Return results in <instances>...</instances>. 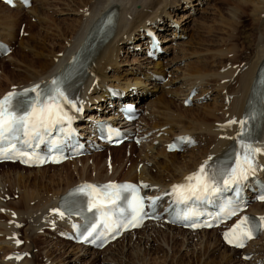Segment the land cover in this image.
I'll list each match as a JSON object with an SVG mask.
<instances>
[{"label":"bare ground","instance_id":"1","mask_svg":"<svg viewBox=\"0 0 264 264\" xmlns=\"http://www.w3.org/2000/svg\"><path fill=\"white\" fill-rule=\"evenodd\" d=\"M64 1L65 0H60V13H63L64 11H72L70 9H63L67 6L64 4ZM184 1L189 2L191 4L190 7H199L200 5L199 2L193 3L192 0H96L94 3L92 0H80L75 2V4L78 8H82V15L84 12H86L83 10L84 7L88 6V16L86 18L81 16L79 21L77 20V22H75L76 24L71 23L67 24L66 28H60L55 22L56 20L54 21L52 17L44 14L43 9L45 6V1L33 0L34 5L32 4L26 13L28 12L32 18H35L40 23V27H42V29L45 31V34L49 33V36L52 38L58 37L67 41L66 44H69V48L64 55L61 54L60 58H56L55 54L59 53L61 49L55 52L53 46L51 49L47 50L45 48V41L47 42L46 38L42 37L41 34L35 33L33 31L34 27L30 24H27L26 29L24 28L23 35L26 34L28 36V40H22V38L19 44L22 47H28L30 50H34L35 53L31 54L35 56L33 57L35 59L30 60L28 59L27 55L20 52L17 53L20 58V65H22L19 68L23 67L32 71L35 70L36 75L30 76L27 73L28 75H19L18 77L16 74H12L4 69L2 71L4 74L2 77H0V97L9 91L11 87L17 86L20 88L29 84L41 82L43 80H49L61 69L62 66H64L70 60L73 53L78 49L85 39L87 33L89 32V28L94 23V21L111 7V9L117 10V21L115 23V27L112 31V35L102 44V46L92 58L88 73L82 80V85L84 86L79 90L77 99L83 100L86 104L96 100L98 102L96 109L100 110V116L112 117V115H109L111 110L104 107V104L106 103L105 96L109 94L105 87L114 88L115 90L126 94L125 98L128 100L127 102H137L138 109L144 111L145 116L139 125L140 129L144 133H148L151 130H156L159 132L163 131L164 128H167L164 130V132L166 135L170 133L169 136H174L177 134H190L196 136V138L199 140V146L198 148L189 150L185 155L182 154L181 156H178L176 153H166L165 147H162L163 145H158L156 147L152 146V143H149L148 145H139L141 147L145 146V150L142 151V154H144V157L146 158L138 162V164H141L139 172H136V168L138 167L137 164L132 167L133 159H131L128 161L129 163L127 168L121 171V175L123 177L120 180L114 179L112 174L117 168H121V164L123 163L122 155L117 156L116 154L110 163H108L107 160L106 162L104 160V170L98 165V154L88 158L74 160L73 162L69 163L73 164L74 166L80 164L81 170L80 172L77 171V175L79 172V179L77 181H72V178L69 176L70 173L67 174L65 172L67 175L65 176V180L63 182L67 184H65V187L61 189L58 187L57 190L54 189L53 186L55 184L54 179L57 177V175L51 176V178L48 180L45 179L46 183H42L40 180L41 185H39L37 182L31 183L28 180V177L23 175V173H20V171L25 172L27 170L30 175L33 172L37 174L45 172L46 170L57 169L58 167L56 166H48L42 169H26L21 168L16 164H1L0 168L3 169L13 168V166L18 168V172L11 173V179L9 178L6 182L9 186L17 185L19 190L22 189V191L20 201H7L6 197H11L13 195L6 194L4 189L5 187L0 185V215L7 217L3 223L1 220L2 217H0V237H2V239H0V251L3 252L2 256H0V264H35L37 254L34 252L36 247L34 246L32 239L34 237L37 238V233L39 230H41V232L46 235V231L52 228V226H58V229H60L62 223L58 221L57 214L51 213V209L57 208L60 196L74 185L84 181L106 182L140 180L149 183L151 186L158 188L160 191H163L165 189H170L173 184L182 182L185 176L195 172L201 163L209 156H211L214 160L220 156H223L224 152L230 148L231 143L234 141L233 138L235 137L237 127L239 126L238 122L242 119L245 111H247V102L252 94L254 79L257 75V71L260 65L264 63V19H261L263 16L260 17L261 14H264V0H233V3L231 2L232 0H222L223 5L232 6V8L229 10L231 15L230 17L232 18L230 19L228 16V19L227 15L221 14L220 19H222L223 26L219 29L220 31L217 29L218 27H208L205 24H201L196 29L197 33L204 32L210 35L216 34V32L221 33L220 37L225 43L226 49H220L211 52L209 51V53L211 58L214 57L217 61H219L220 65L222 64V68L220 67L222 70L212 74H200L202 70H205L204 63L206 62L202 64L204 67L201 68V70L200 68L198 70L199 66L196 67L194 64L197 70L195 69L190 71V74L187 73V75H181V77L184 79L183 83L181 84H183V87L186 89L185 92L182 91L181 88V90L178 88L180 91L177 92L176 90L174 97L177 98L180 96V94L185 97L188 91L194 87H196V90L199 88L197 91L200 92L199 96H201L202 94H206L208 92V83L213 82L215 87L218 89V93L222 94L221 101L223 106L221 109L226 107V111L222 112V114L220 113L221 115L217 114L218 108L216 106L210 107L207 105L203 106L199 111L197 110L195 114H191L189 117L190 120H188L186 123L185 120L180 116L176 114L173 115L171 113V107H173V103L171 100L166 99L168 94L173 95V91L169 90L164 92L163 90L164 87L172 83L173 80H168L167 83H162L161 85H157L156 83L152 84V92L144 91L141 88L129 90L128 88L119 86L120 83L119 85H107L106 82V80L111 77L108 76L110 72H108L109 70L107 67H109L111 70V68H117L118 66L116 57L120 52L121 46L126 43L130 44V48L137 46L135 45L134 41L140 44L144 39V30L146 28H152L153 26L154 29L157 28L159 31H161L160 29H163V27L166 26V22L163 21L164 19H160L162 18V15H178V13L175 11L179 8V4L181 3L182 5ZM38 2H40V6L36 7ZM137 7H140V9H137ZM249 8L252 9V16L255 14V19L252 20L251 25L253 29L250 27V30L253 31V33L251 32L250 34L251 44L250 46L246 47L242 43L239 48L233 44L236 41V39L233 38L234 36H238V29L240 26L242 27V25H240L239 16L247 14L243 10ZM22 11L23 10L19 8L16 10L9 9L0 3V32L2 34H7L6 40H9V42L15 38L16 34H18V29L20 27L17 29V31H15V28L20 23L22 17L20 13ZM54 12L56 13V11ZM189 13L190 12L180 14L182 22H187L191 18ZM218 13L220 14V12ZM223 16H225V18ZM182 22L180 23L182 24ZM52 23H54L55 27L50 29ZM25 24L26 23H24V25ZM4 30H8V32H4ZM166 30L168 31V29ZM178 31H181L180 27H173V30L171 31L172 33L170 35L173 34L172 37L174 36V39L182 37L183 34L180 35V32L178 33ZM55 34H58V36ZM69 36H71V38H69ZM214 37H216V35H214ZM162 38H164L162 39V42H165L169 39V37L163 36ZM215 39H217V37ZM211 44H213V42ZM138 47L139 46L136 48ZM168 48L170 47H167L166 49ZM46 50L48 53L45 52ZM244 51H249V53L253 56V61L248 60L247 58L240 59V54ZM12 53L9 57H7V61L12 60ZM49 53L50 55H48ZM112 54H114V56H112ZM48 57H51L50 60ZM142 59L146 58L143 57ZM195 61L198 62V60ZM223 62H226V64L223 65ZM99 67H101V69H99ZM149 68H151L153 71L143 73L144 77L147 79H150L153 73L164 77L166 74L172 72H166V70L168 71L169 68H167V64L163 65L160 60L155 62L152 67L149 66ZM224 71L227 72L224 73ZM9 79L16 81V83L14 82L12 84H8L7 81ZM115 79L116 78L114 77V80ZM223 80H226L225 82L227 83H223ZM204 81L206 82L204 83ZM3 82L6 83L5 86L2 85ZM143 83L146 84V82ZM158 94L160 95L157 96ZM145 98L150 99L148 101ZM182 102L183 100L181 99V105L183 104ZM111 103L115 105L116 101H112ZM224 104L226 105L225 107ZM181 107H183V105ZM150 110L152 111L150 112ZM262 110L264 111V107ZM177 111L179 110L177 109ZM183 111L187 112V110ZM105 113H107V115ZM153 115H156L157 119L153 122H150L149 118L151 116L153 117ZM91 117L93 118V114ZM114 118L116 119V117ZM231 120H236L237 123L232 124L230 127H224ZM215 122L217 123L215 124ZM84 124L88 125V123ZM255 141L262 142L264 145V118L255 137ZM159 143L164 144L161 141ZM124 144L125 143H122L119 148H113L110 150L117 151L121 149ZM129 145L131 146L132 144ZM195 152H197V154ZM157 156H161V158L164 160L159 162L155 161ZM90 160L92 161L91 169H93V178H87L89 175L87 174L88 169L86 168L89 166L86 164L90 162ZM150 161L154 162L153 167L147 166ZM59 166V169L64 168V164ZM106 166L109 167L107 170L108 176L104 174L106 172L105 169H107ZM258 168L259 172L261 171L260 173L263 174L264 155H259L258 157ZM112 170L114 172H112ZM163 173H165V176H162ZM24 180L27 181L25 182ZM57 183L55 185H57ZM29 186H31L32 189H30ZM49 193L51 195H49L48 201L45 199L46 203H44L45 201L42 197L48 196ZM32 201H35V203ZM250 212L252 214L258 215L259 217H264V203L252 205L250 207ZM18 223H22L23 227L27 226L23 232V238H21V235L18 234L20 232V228L17 226ZM217 231L218 230L212 229L210 231L190 233L175 227L165 226L158 223H150L146 224L141 230L128 233L127 235H124L120 238L123 243L126 240H129V242L126 244V248L124 246H122V249L118 248L117 246L120 239H117L113 244H109L103 251L96 252L83 250L79 246H70L65 242H63L64 245L62 244L61 248H57L60 246L62 241H60L55 236L54 238L45 241V245L42 250L46 251L44 253V259L46 261L43 264H56L54 261H56L57 258L55 259V257L58 256V253L60 254L58 257L59 260L57 261L59 264H76L86 257H90V262H88V264H97V261H100L101 264H115L119 261L118 259L122 260L125 257V253L129 250L130 254L134 256V262H132V264H264V245L261 246L259 244L260 239L250 243L248 247L239 254V252L236 250L229 249L222 244ZM54 235H56L55 231ZM7 237H12V239L20 240L21 242L23 240V242L19 247H17L12 243V241L7 239ZM149 241H151L152 248L149 254H147V250L145 251V249L147 245H150ZM141 244L143 245L144 251H142ZM70 247L75 248V250H71ZM176 247L179 248V251ZM13 250L25 252L29 256L26 255V257L20 261L17 259L6 260V255ZM217 251H221L219 254L217 253L218 258L215 257ZM61 252H63V254ZM246 252L253 254L249 261L242 259V255L246 254ZM52 254L54 255L52 256ZM185 259L188 260L186 263H184Z\"/></svg>","mask_w":264,"mask_h":264},{"label":"snow or ice","instance_id":"2","mask_svg":"<svg viewBox=\"0 0 264 264\" xmlns=\"http://www.w3.org/2000/svg\"><path fill=\"white\" fill-rule=\"evenodd\" d=\"M64 84L65 81L58 77L45 87L35 84L22 92L13 89L0 98V160L19 159L21 163L43 164L49 161L58 163L64 158L42 156L36 151L46 142L51 144L50 151H58L59 142L48 141V137L53 129L63 130L65 126L68 128L66 135L71 136L73 116L69 112L82 111L78 102L67 95ZM66 105L68 107H65ZM252 119L253 116H248L238 122L240 130L233 138L238 148L232 154V163L217 167L212 162L213 158L209 156L195 172L185 176L182 182L173 184L171 189L163 194L172 198V204L184 206L183 211L177 214V219L184 221L185 226L194 229L212 227L213 221L223 222L243 211L244 185L257 173L256 157L264 155V148L256 145L252 131L248 127ZM236 123V120H231L224 127ZM185 142L190 144L192 141L188 138H180L177 144ZM177 144L169 145V150H178ZM142 188L147 189L149 186L143 183L139 186L113 183L84 184L70 193V195L79 193L84 196L87 211H95L99 214V219L85 227L81 239L84 242H104L109 237L114 239L122 229L139 227L145 218H155L159 201L163 197L141 195ZM225 192L234 193V196L221 200L219 211L213 215L212 221L195 222L200 215H203L200 206L220 200ZM259 199L264 201V194H261ZM121 200L125 201V204L117 209V202ZM51 213L61 218L66 214L61 208L51 209ZM258 223L259 227H264V217H259ZM257 227L255 218L242 216L231 229L224 232V240L235 248H243L247 240L254 237Z\"/></svg>","mask_w":264,"mask_h":264},{"label":"rangeland","instance_id":"3","mask_svg":"<svg viewBox=\"0 0 264 264\" xmlns=\"http://www.w3.org/2000/svg\"><path fill=\"white\" fill-rule=\"evenodd\" d=\"M44 1H45V6H44V9H43L44 14H46L47 16L52 17V19L54 21L56 20L55 22L57 23L58 27H60V28H66L67 24H71V23L76 24L75 22H77V20L79 21V19H80L81 16H83V18H86L88 16L87 15L88 14L87 11H88V8H89L88 6L84 7L83 10H85L86 12H84L83 15L81 13L82 8H80V7L78 8L76 6L75 2H78L80 0H73L74 2L72 0H67V1L65 0L64 1V4L67 5L66 6L67 8L64 7L63 9H70L72 11H64L63 13H60V0H44ZM92 1L94 3L96 0H92ZM192 2L193 3L194 2H199V4H200L199 7L198 6L197 7H190L191 4L189 2H187V1H184L183 2L184 4L182 3V5H181V3H180L179 4V8L175 11V12L178 13V15L177 14L176 15L175 14H164V15H162V18H160L162 20L164 19L163 21L166 22V26L163 27L164 32H167L166 29H168V31H172L173 30V27H176V25L174 26V24H177L178 27H180V29H181V31H178V33L180 32L179 33L180 35L183 34V36H185L183 39H177L178 41L176 39H174V36H173L172 39L169 38L167 41L163 42V43L166 44V48L167 47H170L168 49H173V50H169L168 53L165 55V58L164 59H163V57H161L159 59L163 65H166L167 64V68H169V69H168V71L166 70V72L172 71L171 73H169L170 75H168L166 77L167 78L166 80H169V81L170 80H173L172 83L168 84V86L169 85L171 86V89L170 90L173 91V95L172 94H168L166 96V99L167 100H171L172 103H173V107H171V113L173 115L176 114V115L180 116L181 118H183L185 120V123L188 120H190L189 117H190L191 114H195L197 110L199 111L203 106H206V105L207 106H210V107L216 106L218 108L217 114H219V115H221L222 112H225L226 111V107H225L226 105L225 104H224V107L225 108L224 109H221V107L223 106L222 101H221L222 94H219L218 93V89L215 87L214 83L211 82V81H210L211 83H208L209 85H207V87L209 88L208 92L206 94H202L201 95V96H203V99H204V97L206 98V96L208 94H210V96L208 95V99L206 101H204L202 103H199V104H196V105H194L192 107H188V108L181 107L182 106L181 105V99L184 102V97L180 94V96H178L176 98V97H174V94H175L176 90H177V92H179L181 89L184 92L186 90L183 87V84H181L184 81L183 77H181L182 74H185V75H187V73L190 74L189 72L190 71H193L195 69L197 70L196 67H198V66H199L198 67V70H199V68L201 70V68H203L205 66V68H204L205 70H202L203 72L201 71L200 74L201 73L212 74L214 72H217V71L219 72L220 70H222L221 69L222 68L221 67L222 64L220 65L219 64V61H217L214 57L211 58L210 57V53H209V51L211 52V51H215V50H220V49L221 50H223V49L225 50L226 49V45L221 40V37H220V34L221 33L216 32V34H212V35L206 34L204 32L203 33H201V32H198L197 33L196 32L197 31L196 29L201 24L202 25L205 24L208 27H215V28L218 27L217 29L219 30L223 26L222 25L223 24L222 19H220L221 18L220 17L221 14L227 15V18H228V16H229L230 19L232 18V17H230L231 15H230V11H229L232 8V6H230V5H228V6L223 5L222 4V0H198V1L192 0ZM231 2L233 3V0ZM39 4H40V2L37 3L36 7L37 6H40ZM138 8L140 9V7H137V9ZM226 9H228V10H226ZM54 11H56V13ZM221 11H222V13H221ZM243 11L245 13H247V14H243V15H240L239 16L240 25H242V27L240 26L239 29H238V31H239L238 32V36H234L233 35L234 36L233 39H236V41L233 44L235 46L239 47V48H240V45L242 43L246 47L247 46H250V44H251L250 34H251V32L253 33V31L250 30V27L252 25V20L255 19V14L252 16V12H251L252 9L251 8L245 9ZM186 12H190L189 14L191 15V18H190L191 20L189 19L187 22H184V21L182 22L181 21V17H180L181 15L180 14H184ZM218 12H220V14ZM240 13H243V12H240ZM20 14H21L22 17H21L20 23L15 28V31H17V29L19 27L20 28L18 29V34H16L17 36L15 35V38L13 39V40H16V42L18 44L16 43L17 44L16 45V48H15L14 52L12 53V57H13L12 60H8V61L7 60L6 61L5 60H2V61L0 60V77L3 76L4 73L2 71L4 69L6 71H9L12 74H16L18 77H19V75L20 76H22V75H28V74L30 76L36 75L35 70L32 71V70H29V69H25L23 67L22 68H19L22 65H20V58L17 55V53L20 52L22 54L27 55L28 59H30V60L31 59L32 60L35 59V58H33L35 56L31 54V53H35L34 50H30V48H28V47L27 48L26 47H22L19 44L20 43V40L22 38H23L22 40H28V36L26 34L23 35L22 37H20V29L22 30L23 27L26 29V25L27 24H30V25H32L34 27V30L33 31L35 33L41 34L42 37L46 38L47 42L45 41V48L47 50L51 49L53 46H54V49H55L54 51L55 52H57L58 50L61 49L59 53H56L55 54L56 58H60V55L61 54L64 55L66 53L67 49L69 48L68 47L69 44H66L67 41H65V40H63L61 38H58V37L57 38H54V37L52 38L51 36H49V33L45 34L44 33L45 31L42 29V27H40V23L35 18H32V16L28 12L26 13V11L25 12L22 11ZM249 16H252V17H249ZM223 17L225 18V16H223ZM260 17H262L261 19H264V14H261ZM172 18H173V21H172ZM168 20L169 21L171 20V23ZM220 20H221V22H220ZM180 22H182V24ZM24 23H26V24L24 25ZM82 24H83V22H82ZM45 26H47V25H45ZM54 27H55V25H54V23H52L50 29H53ZM163 29H160V30L162 31ZM251 29H253V27H251ZM6 31L8 32V30H6ZM6 31L4 30V32H6ZM2 35L4 37H6L7 34L4 33ZM55 35L58 36V34H55ZM214 35H216L217 39H215L216 37H214ZM74 37H75V35H74ZM69 38H71V36H69ZM72 38H73V36H72ZM162 39H164V38H162ZM218 39H219V41H218ZM173 40H176V45H173L174 48H172V45H170V43H172ZM12 41H10V42H12ZM212 42H213V44H211ZM220 42H222V43H220ZM129 45L130 44L126 43V44H124V45L121 46L120 52H119V54H117L118 56L116 57V62L118 63L117 68H111V70H110L109 67H107L108 70H109L108 72H110L108 74V76H111V77H109V79L106 80L107 85H109V84L119 85V83H120L119 86H122V87H125V88H128V89L141 88L144 91L150 92V90L148 88H151L152 85H148V84L143 83V78L144 77L142 76V74L143 73H146V72H149L148 70H151V68H149V66L152 67V65L155 62L153 64H150V62H147V61H150V60L145 61L147 58L146 59H142L143 58V53H140V52H138V53L137 52L131 53L130 52V46ZM132 48H134V47H132ZM206 49H207L208 53H207ZM47 50L45 51L46 53H48ZM64 50H65V52H64ZM128 50H129V52H128ZM48 55H50V53ZM112 56H114V54H112ZM50 58L51 57H48L49 60H50ZM242 58H244V59L247 58L248 60H252L253 61V56L249 53V51L242 52L240 54V59H242ZM195 60H198V62H196ZM204 62H206V63H204ZM203 63H204V66H202ZM194 64H195L196 67L194 66ZM225 64H226V62H223V65H225ZM186 68H189V69H186ZM99 69H101V67H99ZM226 72L227 71H224V73H226ZM153 74H155V73H153ZM114 77L116 78L115 80H114ZM110 78H112V79H110ZM209 79H211V78H209ZM3 81H4V78H3ZM225 81L223 80L222 82L223 83H227ZM14 82L16 83V81H13L11 79H9L7 81L8 84H12ZM165 82H167V81H165ZM205 82L206 81H204V83ZM3 83H2V85L5 86L6 83L5 82H3ZM147 86H148V88H147ZM170 86H169V88H170ZM179 86H181V87H179ZM178 88L179 89L181 88V89L178 90ZM198 90H199V88H198ZM167 91H169V90H164V92H167ZM159 95L160 94H158L157 96H159ZM152 98H151V100H152ZM177 109L179 111H177ZM183 110H187V112H184ZM151 111L152 110H150V112ZM184 113H185V115H184ZM186 114H188V115H186ZM151 118H153V119H151ZM156 119H157V116L156 115H153V117L151 116L149 118L150 122H153ZM216 123L217 122H215V124ZM204 145H202V146H204ZM144 147L145 146H142V147L141 146L137 147V146H133V145L129 146V145L126 144V145H123L122 148L119 149V150H117V151L108 150L107 149L104 153H102L100 155L99 154L97 155L98 156V158H97L98 165H99V167L103 168V170H104V167H103L104 160H105V162L107 160V162L109 163L114 158V156L116 154H117V156H121L122 155L123 163L121 164V168L120 169L117 168L115 172L113 171L114 168L112 170V172H114L112 174L113 177H114V179L119 180V179H121L123 177L121 175V171L127 168L128 163H129L128 161L131 160V159H133V165H132V167H134L135 164H137L138 165L137 168H138V172H139V169H140V165L141 164L140 163L138 164V162L140 160H142V159H146L144 157V154H142V151L145 150ZM162 147H165V146L163 145ZM187 153H188V151L186 153L178 154V156L179 155L181 156L182 154L185 155ZM195 153L197 154V152H195ZM163 160L164 159L161 158V156H157L156 159H155V161H157V162L163 161ZM91 163H92L91 160L87 164L85 163L87 166H89L88 168H86V169H88L87 170L88 171L87 174L89 175L87 178H89V177L90 178H93V176H92V170L93 169H91V167H92V164ZM79 166H80V164H78L77 166H74L71 163H66V164H64V168H61V169H59L60 166H56V167H58L57 169H50V170H46L45 172L37 173V174L35 172H33L30 175L27 170L25 172L20 171V173L21 174L23 173V175H25L26 177H28V180L31 183L32 182H37V184H39V185H41V181H42V183H46L45 182V179L48 180V179L51 178V176L57 175L58 178L55 176L56 178L54 179V181H55V184L57 182L58 183H57V185H55V184L53 185L54 186V189L57 190L58 187H60V189H61V188L65 187V184H67V183H64L63 182L65 180V176L67 174L70 173L69 176H70V178H72L71 179L72 181H77L79 179V176L78 175H79V172L81 170V166H80V168H79ZM147 166L153 167L154 166V162L153 161H150ZM106 168L107 169H105L106 172L104 171L105 172L104 174H106L108 176V171L107 170H108L109 167L106 166ZM17 170H18V168L16 166H13V168H4V169L3 168H0V181H1L0 182V185L5 187L4 189H5V193L6 194L13 195L11 197L10 196L6 197V200L7 201L8 200H12L14 202H17V201H20L21 200V191H22V189L19 190V188H18L17 185L16 186H9L8 183L6 182L9 178L11 179V173L18 172ZM77 171H79L78 172V175H77ZM63 174H64V176H63ZM162 176H165V173H163ZM81 178H82V175H81ZM24 181L26 182L27 180H24ZM68 181H70V180H68ZM29 188L32 189L31 186H29ZM49 195H51V194L49 193L48 196L42 197L44 199V201H45V199H46V201H48ZM38 201H40V200H38ZM46 201L44 203H46ZM32 202L35 203V201H32ZM32 206H33V204H32ZM0 217H2L1 218L2 223L7 219V217L2 216V215H0ZM26 228H27V226H25V227L21 226L20 227V229H19L20 232L18 234L21 235V238H23L22 237V236H24V233L23 232L25 231ZM37 235H38L37 238L34 237L32 239V242L34 243V246L36 247L34 249V252L37 254L36 260H35V264H43L46 261L44 259V253L46 251H43L42 248L44 247L46 240L48 241L49 239H52V238L55 237V236H53L54 235V231H51L50 229H48V231H46V235L45 234L43 235V233L41 232V230H39V232L37 233ZM263 237H264V235H263ZM263 237L259 241V244L261 246L264 245L263 244L264 243V238ZM0 239H2V237H0ZM22 242H23V240H22ZM127 242H129V240H126L123 243L121 241V239H120L119 242H118V246L117 247L122 249V246H124L126 248L127 247L126 246ZM27 244H28V241H27ZM62 244L64 245V243L61 242L60 243V246H58L57 248H61L62 247ZM149 244L150 245H147V247L145 249V251L147 250V254H149V252H150V250L152 248L151 241H149ZM141 246H142V251H144V248H143V245L142 244H141ZM70 248H71V250H75V248H72V247H70ZM178 249L179 248H177V250ZM67 251H69V250H67ZM220 252L221 251H217L216 252V256H215L216 258H218L217 253L219 254ZM61 253L63 254V252H61ZM53 255L54 254H52V256ZM59 255L60 254L58 253V256L56 255L57 257L54 256L55 259L57 258L56 261H54V262H56V264L58 263L57 261L59 260V258H58ZM132 256L133 255L130 254V250H129L128 252L125 253V257L122 260L121 259H118L119 261L117 263H115V264H119V263L120 264L121 263L122 264H132V262H134V256L133 257ZM146 259H148V258H146ZM187 261L188 260L185 259L184 260V263H186ZM88 262H90V257H86L82 261H80V262H78L76 264H88ZM150 262H151V260H150ZM97 264H101L100 261H97ZM214 264H217V263H214Z\"/></svg>","mask_w":264,"mask_h":264}]
</instances>
